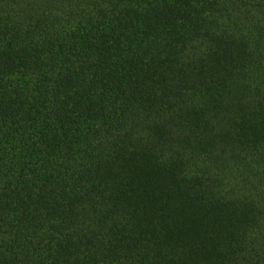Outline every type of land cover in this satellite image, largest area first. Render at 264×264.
<instances>
[{"label": "trees", "instance_id": "trees-1", "mask_svg": "<svg viewBox=\"0 0 264 264\" xmlns=\"http://www.w3.org/2000/svg\"><path fill=\"white\" fill-rule=\"evenodd\" d=\"M0 264H264V0H0Z\"/></svg>", "mask_w": 264, "mask_h": 264}]
</instances>
